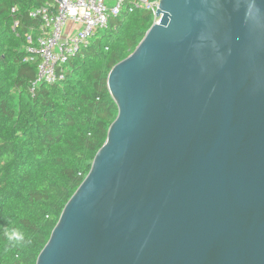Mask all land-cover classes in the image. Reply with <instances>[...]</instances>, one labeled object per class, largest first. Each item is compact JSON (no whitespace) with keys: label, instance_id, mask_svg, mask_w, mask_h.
<instances>
[{"label":"water","instance_id":"1","mask_svg":"<svg viewBox=\"0 0 264 264\" xmlns=\"http://www.w3.org/2000/svg\"><path fill=\"white\" fill-rule=\"evenodd\" d=\"M264 0H160L118 116L37 264H264Z\"/></svg>","mask_w":264,"mask_h":264},{"label":"trees","instance_id":"2","mask_svg":"<svg viewBox=\"0 0 264 264\" xmlns=\"http://www.w3.org/2000/svg\"><path fill=\"white\" fill-rule=\"evenodd\" d=\"M48 2L0 0V264H37L118 116L109 73L155 22L150 10H124L69 60L65 81L32 94L38 60L26 48L41 21L30 13ZM4 228L25 240L10 243Z\"/></svg>","mask_w":264,"mask_h":264},{"label":"built area","instance_id":"3","mask_svg":"<svg viewBox=\"0 0 264 264\" xmlns=\"http://www.w3.org/2000/svg\"><path fill=\"white\" fill-rule=\"evenodd\" d=\"M160 0H49L30 13L41 21L36 38L28 36L27 60H38V73L30 88L32 94L43 83L54 85L66 80L69 60L79 54L98 31L107 29L112 18L136 9L156 11ZM70 32L66 33L68 25Z\"/></svg>","mask_w":264,"mask_h":264},{"label":"clouds","instance_id":"4","mask_svg":"<svg viewBox=\"0 0 264 264\" xmlns=\"http://www.w3.org/2000/svg\"><path fill=\"white\" fill-rule=\"evenodd\" d=\"M255 9L254 13L246 14V21L253 28H264V11H262L255 3L251 5ZM4 237L12 244L21 243L25 240L23 232L16 228L2 229Z\"/></svg>","mask_w":264,"mask_h":264},{"label":"crops","instance_id":"5","mask_svg":"<svg viewBox=\"0 0 264 264\" xmlns=\"http://www.w3.org/2000/svg\"><path fill=\"white\" fill-rule=\"evenodd\" d=\"M71 28H72V24H69V25H68V28H67V30H66V33L70 32Z\"/></svg>","mask_w":264,"mask_h":264}]
</instances>
